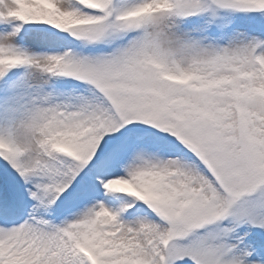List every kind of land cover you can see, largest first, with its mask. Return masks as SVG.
I'll return each instance as SVG.
<instances>
[{
  "label": "snow or ice",
  "instance_id": "6c2138e0",
  "mask_svg": "<svg viewBox=\"0 0 264 264\" xmlns=\"http://www.w3.org/2000/svg\"><path fill=\"white\" fill-rule=\"evenodd\" d=\"M0 264H264V0H0Z\"/></svg>",
  "mask_w": 264,
  "mask_h": 264
}]
</instances>
